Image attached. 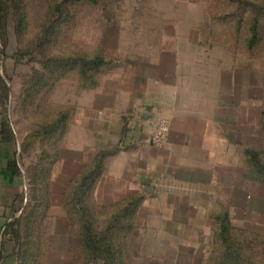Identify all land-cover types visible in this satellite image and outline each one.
Wrapping results in <instances>:
<instances>
[{"label":"crops","instance_id":"1","mask_svg":"<svg viewBox=\"0 0 264 264\" xmlns=\"http://www.w3.org/2000/svg\"><path fill=\"white\" fill-rule=\"evenodd\" d=\"M126 48L118 56L119 67L104 73L95 88L85 89L78 105L72 102L62 154L51 169L46 264H67L73 257L63 194L80 166L99 152L105 156L94 200L109 207L133 194L141 196L130 235L138 232L145 209L143 223L156 225L154 237L176 241L174 263L199 226L203 239H212L215 214L222 209L238 225L234 210L248 209L246 203L255 198L264 207V183L251 178L246 154L261 135L264 76L250 65L227 62L229 55L220 53V46L184 29L174 35L161 32L156 39L148 34ZM12 103L10 96L15 134L0 141V264H17L14 252L3 247L4 228L29 199V163L21 154ZM163 120L169 123L167 139L153 144L151 136ZM17 193L25 200L15 215H8Z\"/></svg>","mask_w":264,"mask_h":264},{"label":"rangeland","instance_id":"2","mask_svg":"<svg viewBox=\"0 0 264 264\" xmlns=\"http://www.w3.org/2000/svg\"><path fill=\"white\" fill-rule=\"evenodd\" d=\"M254 3L258 6L253 5ZM1 7L3 14L0 21V127L6 111L9 112L6 97L11 96L12 118L22 137L21 154L26 156L29 163L27 195L30 202L35 200V194L45 193L41 191L35 193L31 181L37 171L34 164L40 153V144L35 142V135L33 139H28V136L37 129L35 121L30 120L35 118L34 115L37 113L30 115L23 108L21 99L26 87L35 81L37 72L42 71L44 64L42 65L40 61L51 56H58L60 59L71 52L76 56L102 55L105 62L100 68L103 70L101 78L104 73H112L119 67L118 56L124 55L126 47L130 46L133 40L146 39L148 34L156 39L161 32L174 35L179 29H184L193 37L198 36L205 42L212 41L213 44L220 46L219 49L224 50L220 53L229 55L227 62L250 65L252 71L260 72L261 76H264V0H2ZM240 17H243L244 21L241 26L237 22ZM256 18L262 27L260 39L250 54L246 40L250 37V26ZM53 23L54 29L49 34L46 33L48 25ZM191 26L194 28L192 31ZM94 73L96 78L98 73L97 71ZM81 81L77 72L71 71L61 75L53 91L49 90L44 95L47 106L62 108L72 106V102L78 105L83 100L84 90L95 88V86L84 88ZM68 128L66 124L59 132L60 140L59 145L57 144L59 156L62 154L61 146L65 143ZM49 177L51 178V173ZM258 190L259 188L256 192ZM23 198V193L15 195V204L8 209V215L20 210L18 205ZM90 201L96 207L94 212L99 215L98 203L94 200L93 194ZM236 202L242 206L241 200L238 199ZM246 206L248 209L244 211L238 208L234 210L233 219L237 226L247 224L249 227L264 230L263 205L255 198L251 203L247 202ZM32 210V206L24 209L20 214V220L9 227L11 235L3 239V247H9L16 254L17 264H31L25 254L27 238L25 223L27 218L35 216L36 213L33 214ZM39 211L38 213L42 214L41 211L44 209L41 208ZM145 214L143 209L140 215L141 226L139 225L138 232L130 235L131 245L127 243L126 246L130 251V264H200L202 258L210 252L211 238L204 240L201 233L203 226L197 225L199 227L195 230L194 238L191 236L184 241V246L181 247L183 252L174 263L172 260L177 250L176 241L167 240L162 234L154 237L156 225L148 227L143 223ZM49 216L50 207L46 208L43 215L44 228L43 232L39 233L44 240L42 248L44 264L48 252L51 251ZM100 217L103 219V216ZM99 223L101 220L98 218L95 228L98 231L102 230ZM13 231L19 235H13ZM205 231H209V227H206ZM261 264H264V260Z\"/></svg>","mask_w":264,"mask_h":264},{"label":"trees","instance_id":"3","mask_svg":"<svg viewBox=\"0 0 264 264\" xmlns=\"http://www.w3.org/2000/svg\"><path fill=\"white\" fill-rule=\"evenodd\" d=\"M253 5L258 6L256 3ZM1 6L2 0H0V21L3 14ZM237 22L241 26L244 22L243 17H240ZM53 26L54 23L48 25L46 33L49 34L54 29ZM261 27L257 18L250 26V37L246 40V46L250 54L257 40L260 39ZM209 43H212V41H209ZM58 58V56H51L40 61L42 65L44 64V67L42 71L37 72L35 81L26 87L21 99L23 108L30 115L37 113L36 115L33 114L35 118L30 119L31 122L35 121L37 129L32 131L31 136H28V139H33L35 135V142L40 144V153L34 164L37 171L31 181L35 193L37 191L45 193V195L35 194V200H31V203L28 199L25 207L26 209L32 206L33 214L36 213L35 216L27 218L25 223L27 232L25 254L30 259L31 264H44L42 262L44 240L42 234L39 233L44 228L42 218L51 201V181L49 177L52 169L51 165L58 154L59 132L66 124L68 126L73 112L72 106L61 108L52 105L48 107L44 95L49 90L53 91L54 85L61 75L71 71L78 73L84 88L97 86L100 81V74L103 71L100 68L102 63L105 62V57L102 55L95 57L90 54L76 56L73 52L66 57ZM95 71L98 73L96 78L94 77ZM6 103L8 108L9 98L7 97ZM31 109L35 111H31ZM30 118L32 117L30 116ZM2 122L0 141H5L15 134V130L11 128L8 110ZM260 133L258 142L247 148L246 154L249 156L247 164L251 178L264 183V120ZM104 156V153L99 152L93 155L89 161L84 162L76 171V175L68 181L67 189L63 194V205L71 222L69 230L70 244L74 252L72 259L67 264H97L99 262L101 264H130V251L126 246L127 243L131 245L130 234L133 228L131 219L142 197L133 194L121 201L114 202L109 207H102L98 204L99 215L94 212L96 207L93 206L90 197H92L93 189L103 169ZM14 165L15 162H13ZM23 200H25V197ZM41 208L44 209V211H41L42 214L38 213ZM12 215H15V211ZM100 216H103V219ZM19 218L20 216L6 222L5 236L11 235L12 231L9 230V227ZM96 218L101 220L99 224L102 230L100 231L95 229ZM215 218L217 222L213 229L212 247L205 258L202 256L200 264L262 263L264 260V230L244 225H234L231 222L228 209H222L216 213ZM13 233V235H19L14 231Z\"/></svg>","mask_w":264,"mask_h":264},{"label":"built area","instance_id":"4","mask_svg":"<svg viewBox=\"0 0 264 264\" xmlns=\"http://www.w3.org/2000/svg\"><path fill=\"white\" fill-rule=\"evenodd\" d=\"M169 123L167 120H163L156 131L151 136V142L153 144H162L167 139V132H168Z\"/></svg>","mask_w":264,"mask_h":264}]
</instances>
